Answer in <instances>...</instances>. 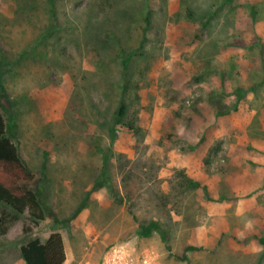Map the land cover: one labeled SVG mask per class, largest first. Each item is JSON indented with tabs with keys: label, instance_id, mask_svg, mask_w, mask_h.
Wrapping results in <instances>:
<instances>
[{
	"label": "rangeland",
	"instance_id": "obj_1",
	"mask_svg": "<svg viewBox=\"0 0 264 264\" xmlns=\"http://www.w3.org/2000/svg\"><path fill=\"white\" fill-rule=\"evenodd\" d=\"M0 106L24 186L85 202L0 205V264L52 232L63 264H264V0H0Z\"/></svg>",
	"mask_w": 264,
	"mask_h": 264
},
{
	"label": "trees",
	"instance_id": "obj_2",
	"mask_svg": "<svg viewBox=\"0 0 264 264\" xmlns=\"http://www.w3.org/2000/svg\"><path fill=\"white\" fill-rule=\"evenodd\" d=\"M239 97L240 94L238 95ZM125 113L126 105L120 102L115 111L116 120L121 121ZM7 129L0 106V205L11 209L16 219L27 210L30 216L35 219L44 220V210H46L54 222L62 225L69 223L82 210L85 202L82 201L70 216L59 219L54 211L45 204L43 191L39 187L36 186L37 188L34 190L31 187L24 186L23 183H34L35 177L22 162L17 146L7 136ZM115 131L116 128L111 126L110 134H113ZM108 166L109 158L105 154L103 158V170H106V173ZM186 180L192 188L200 186L199 182L191 178H186ZM104 182L102 180L96 181L94 189L102 186ZM201 188L205 193L207 192L206 185H202ZM42 207H44V210ZM4 220L5 218L1 215V233H5L7 230L4 225L5 223H3ZM153 231L159 234L162 241H168L167 230L157 221H149L145 225H142L138 234L150 236ZM262 240L264 244V238ZM200 249V246L188 244L183 248L181 258L185 259L188 251ZM19 252L24 264H63L65 261L63 240L59 232H52L45 241H41L39 238H31L20 246Z\"/></svg>",
	"mask_w": 264,
	"mask_h": 264
}]
</instances>
